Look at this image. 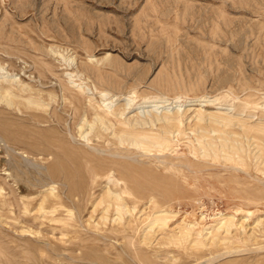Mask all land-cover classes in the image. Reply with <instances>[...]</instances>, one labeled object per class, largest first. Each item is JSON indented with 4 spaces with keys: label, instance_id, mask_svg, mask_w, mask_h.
Returning a JSON list of instances; mask_svg holds the SVG:
<instances>
[{
    "label": "rangeland",
    "instance_id": "rangeland-1",
    "mask_svg": "<svg viewBox=\"0 0 264 264\" xmlns=\"http://www.w3.org/2000/svg\"><path fill=\"white\" fill-rule=\"evenodd\" d=\"M0 101V264H264V0H0Z\"/></svg>",
    "mask_w": 264,
    "mask_h": 264
},
{
    "label": "bare ground",
    "instance_id": "bare-ground-1",
    "mask_svg": "<svg viewBox=\"0 0 264 264\" xmlns=\"http://www.w3.org/2000/svg\"><path fill=\"white\" fill-rule=\"evenodd\" d=\"M153 11V10H152ZM153 14V13H152ZM160 24V23H159ZM38 45V44H37ZM41 49H42V47H41ZM40 50V49H39ZM38 51V50H37ZM41 52H42V50H41ZM62 58V57H61ZM64 58V57H63ZM64 60V59H63ZM103 60V59H102ZM101 62V61H100ZM108 62H110V61H108ZM36 63V62H35ZM88 65H90V64H88ZM105 66V65H104ZM106 66H107V64H106ZM63 67V66H62ZM96 67V66H95ZM64 68V67H63ZM115 68V67H114ZM88 69V68H87ZM95 69V68H94ZM85 70V69H84ZM105 70V69H104ZM87 71V70H86ZM88 71H91V70H88ZM93 71V70H92ZM95 71H99L97 68H96V70ZM75 73V72H74ZM96 73V72H95ZM110 73V72H109ZM68 75H69V72L67 73ZM72 74V73H71ZM70 74V75H71ZM87 74V73H86ZM62 75V74H61ZM82 75V74H81ZM92 77H94V76H92ZM98 78V77H97ZM109 78V77H108ZM164 78V77H163ZM139 79V78H138ZM73 80V79H72ZM88 80V79H87ZM89 80H91V79H89ZM97 81V80H96ZM69 82V81H68ZM93 84V83H92ZM101 84H102V82H101ZM160 84V83H159ZM74 87H76L78 90L82 87H79V85H76V84H72ZM110 85V84H109ZM135 85V84H134ZM186 85V84H185ZM29 86V85H28ZM103 86H105V85H103ZM10 87V86H9ZM19 87V86H18ZM20 87H22V86H20ZM87 88V87H86ZM93 88V87H92ZM101 88V87H100ZM110 88H111V86H110ZM21 89H24L23 87L21 88ZM30 89V88H29ZM117 89V88H116ZM119 89V88H118ZM26 90V89H25ZM27 90H28V88H27ZM35 90V89H34ZM37 90V89H36ZM81 90H83V89H81ZM80 90V91H81ZM86 90V89H85ZM166 90V89H165ZM171 90V89H170ZM187 90V89H186ZM225 90V89H224ZM5 91V90H4ZM9 91V93H10V91L11 90H8ZM245 91H249V90H245ZM245 91H244V93H245ZM35 92H37V91H35ZM62 92V91H61ZM104 92V91H103ZM105 92H106V90H105ZM116 92H118V91H116ZM115 92V93H116ZM255 92V91H254ZM170 93V92H169ZM232 92L230 91V94H231ZM262 93V92H261ZM10 94H12V93H10ZM49 94H51V93H49ZM100 94H102V93H100ZM106 94V93H105ZM105 94H102L103 96H105ZM2 95H4V94H2ZM1 95V96H2ZM6 95V94H5ZM7 95H8V93H7ZM14 95V94H13ZM107 95H109V94H107ZM119 95V94H118ZM117 95V96H118ZM131 95V94H130ZM135 95V94H134ZM133 95V96H134ZM165 95H166V93H165ZM182 95V94H181ZM53 96V95H52ZM90 96V95H89ZM116 96V95H115ZM11 97V96H10ZM15 97V96H14ZM18 97V96H17ZM176 97H178V96H176ZM176 97H174V98H176ZM187 97V96H186ZM237 97V96H236ZM239 97V96H238ZM8 98V97H7ZM12 98V97H11ZM33 99H34V97H32ZM47 98H48V96H47ZM49 98H50V96H49ZM55 98H57V97H55ZM62 98V97H61ZM113 98V97H112ZM125 98V97H124ZM162 98V97H161ZM173 98V99H174ZM179 98V97H178ZM19 99V98H18ZM64 99V98H63ZM103 99H105V98H102V100ZM165 99V98H164ZM241 99V98H240ZM129 100V99H128ZM135 100V99H134ZM1 101H3V100H1ZM0 101V102H1ZM53 101V100H52ZM132 101V100H131ZM208 101V100H207ZM212 101V100H211ZM215 101V100H214ZM7 102V101H6ZM8 102H9V100H8ZM17 102H19V101H17ZM28 102H30V101H28ZM32 102V101H31ZM130 102V101H129ZM209 102V101H208ZM20 103V102H19ZM24 103V102H23ZM38 103V102H37ZM87 103H89V102H87ZM104 103V102H103ZM207 103V102H206ZM25 104V103H24ZM42 104V103H41ZM45 104V103H44ZM38 105V104H37ZM87 105V104H86ZM90 105V104H89ZM10 106V105H9ZM21 106V105H20ZM127 106V105H126ZM126 106H125V108H126ZM249 106V105H248ZM257 106V105H256ZM45 107V106H44ZM49 107V106H48ZM79 107H81V106H79ZM16 108H18V107H16ZM128 108V107H127ZM229 108V107H228ZM27 109V108H26ZM48 109V108H47ZM233 109V108H232ZM264 109V108H263ZM202 110V109H201ZM111 112V111H110ZM178 112V111H177ZM46 113V112H45ZM124 113V112H123ZM204 113H206V112H204ZM217 113V112H216ZM120 114V113H119ZM202 114L203 113H197V116H202ZM83 115V114H82ZM108 115V114H107ZM121 115V114H120ZM119 115V116H120ZM177 115V114H176ZM183 115V114H182ZM204 115V114H203ZM122 116V115H121ZM160 116V115H159ZM196 116V117H197ZM208 116H210V115H208ZM228 116V115H227ZM153 117H155V116H153ZM213 117H215V118H211V119H216V120H226V118L225 117H223L222 115H213ZM234 117H236V116H234ZM242 117V116H241ZM249 117V116H248ZM253 117V116H252ZM99 118V117H98ZM97 118V119H98ZM142 118V117H141ZM148 118V117H147ZM157 118V117H156ZM155 119V118H154ZM153 119V120H154ZM162 119V118H161ZM207 119H208V117H207ZM100 120V119H99ZM139 120V119H138ZM163 120V119H162ZM200 120V119H199ZM202 120V119H201ZM228 120V119H227ZM226 120V121H227ZM234 120H236L237 121V119H235L234 118ZM88 121V120H87ZM103 121V120H102ZM126 121V120H125ZM164 123L168 126V124H170L171 126L172 125H180L181 124V119L179 118V119H175V118H169V117H166V118H164ZM211 121V120H210ZM243 121V120H242ZM128 122V121H127ZM136 122H138L137 120H136ZM146 122V121H145ZM148 122V121H147ZM200 122V121H199ZM207 122V121H206ZM262 122V121H261ZM46 123H48V122H46ZM92 123H94V122H92ZM100 123V122H99ZM111 123H113V122H111ZM129 123V122H128ZM131 123H133V122H131ZM228 123H231V122H228ZM248 123V122H247ZM89 124H90V122H89ZM108 124V123H107ZM134 124V123H133ZM139 124H141V123H139ZM147 124V123H146ZM155 124V123H154ZM158 124V123H157ZM218 124V123H217ZM220 124V123H219ZM238 124H240V123H238ZM110 125V124H109ZM113 125V124H112ZM126 125V124H125ZM223 125V124H222ZM246 125H248V124H246ZM103 126V125H102ZM106 126V125H105ZM121 126V125H120ZM132 126V125H131ZM138 126V125H137ZM144 126V125H143ZM158 126V125H157ZM157 126H156V128H157ZM214 126H215V124H214ZM129 127V126H128ZM136 127V126H135ZM154 127V126H153ZM183 127V126H182ZM197 127V126H196ZM195 127V128H196ZM211 126H209V128H210ZM216 127V126H215ZM246 127V126H245ZM174 128V127H173ZM160 129V128H159ZM219 129V128H218ZM217 129V130H218ZM242 129H243V127H242ZM258 129V128H257ZM207 130V129H206ZM230 130V129H229ZM90 131V130H89ZM143 131V130H142ZM170 131V130H169ZM199 131V130H198ZM197 131V132H198ZM211 131V130H210ZM91 132V131H90ZM205 132V131H204ZM207 132V131H206ZM246 132V131H245ZM149 133V132H148ZM230 133V132H229ZM264 133V132H263ZM262 133V134H263ZM87 134V133H86ZM115 134V133H114ZM128 134V133H127ZM191 134V133H190ZM261 134V133H260ZM199 135H201V134H199ZM236 135H239V134H236ZM86 136V135H85ZM115 136V135H114ZM219 136V135H218ZM234 136V135H233ZM241 136V135H240ZM128 137H130V136H128ZM141 137V136H140ZM140 137H136V138H133L132 139V141H131V143H133V144H135V145H138V146H141L142 148H147L148 147V144H155V145H158L159 147H161V148H167L166 147V142L164 141V139H159V138H157V136H153V135H145L144 136V134H143V138L142 139H139ZM186 137V136H185ZM120 138V137H119ZM123 138H125L124 136H123ZM206 138V137H205ZM224 138H226V137H224ZM97 139V138H96ZM118 139V138H117ZM128 139V138H127ZM195 140V139H194ZM200 140V139H199ZM118 141H119V139H118ZM126 141V140H125ZM128 141V140H127ZM89 142V141H88ZM120 142V141H119ZM130 142V141H129ZM234 142V141H233ZM90 143V142H89ZM180 143V142H179ZM238 143V142H237ZM245 143V142H244ZM130 144V143H129ZM121 145V144H120ZM132 145V144H131ZM130 146V145H129ZM157 147V146H156ZM200 147H201V145H200ZM259 147V146H258ZM173 148V147H172ZM179 148V147H178ZM172 150V149H171ZM146 151V150H145ZM212 151V150H211ZM243 151V150H242ZM205 152V151H204ZM203 152V153H204ZM151 153H153V152H151ZM150 154V153H149ZM154 154V153H153ZM160 154V153H159ZM151 155V154H150ZM162 157H163V155H165V154H160ZM159 155V156H160ZM202 155V154H201ZM80 156V155H79ZM206 156V155H205ZM226 156V155H225ZM167 158V157H166ZM242 158V157H241ZM168 159V158H167ZM233 159V158H232ZM108 160V159H107ZM100 161V160H99ZM111 161V160H110ZM232 162H233V160H232ZM95 163V162H94ZM121 163V162H120ZM127 163V162H126ZM235 163V162H234ZM237 164V163H236ZM137 165H139V164H137ZM133 166H134V164H133ZM143 166V168H144V165H142ZM171 166V165H170ZM128 169V168H127ZM137 169V168H136ZM141 169V168H140ZM170 170V169H169ZM114 171V170H113ZM139 171V170H138ZM144 171H146V170H144ZM58 172V171H57ZM112 172V171H111ZM129 172V171H128ZM143 172V171H142ZM153 172V171H152ZM151 172V173H152ZM65 173V172H64ZM133 173V172H132ZM145 173V172H144ZM153 174V173H152ZM157 174H158V172H157ZM127 176H129V175H127ZM151 176H153V175H151ZM155 176V175H154ZM140 177V176H139ZM148 177V176H147ZM169 177V176H168ZM172 177V176H171ZM108 179V178H107ZM134 179V178H133ZM142 179V178H141ZM166 179V178H165ZM172 179V178H171ZM135 180V179H134ZM137 180V179H136ZM161 180V179H160ZM131 181V180H130ZM162 181V180H161ZM168 181V180H167ZM174 181V180H173ZM111 182V181H110ZM122 182V181H121ZM154 182V181H153ZM137 183V182H136ZM167 183V182H166ZM175 183V182H174ZM122 184H123V182H122ZM160 184V183H159ZM171 184V183H170ZM163 186V185H162ZM169 186V185H168ZM158 189V188H157ZM165 190H167V189H165ZM171 190V189H170ZM107 191H109V190H107ZM124 192H125V190H123ZM122 191V192H123ZM50 192V191H49ZM129 192V191H128ZM110 193V192H109ZM134 193V192H133ZM169 193H171V192H169ZM173 193V192H172ZM130 194V193H129ZM126 195H127V193H126ZM111 196V195H110ZM131 196V195H130ZM22 198H24V197H22ZM44 198V197H43ZM129 199V198H128ZM101 200V199H100ZM42 202V201H41ZM123 202V201H122ZM134 204V203H133ZM155 205V204H154ZM24 206V205H23ZM110 206V205H109ZM124 206V205H123ZM136 207V206H135ZM108 209V208H107ZM124 209V208H123ZM136 209V208H135ZM241 209V208H240ZM68 211V210H67ZM105 211V210H104ZM122 212V211H121ZM166 212V211H165ZM235 212V211H234ZM28 213V212H27ZM71 213V212H70ZM235 213H237V212H235ZM240 213V212H239ZM250 211H248L246 214L247 215H250ZM66 214V213H65ZM126 214V213H125ZM51 215V214H50ZM69 215V214H68ZM170 215V214H169ZM52 216V215H51ZM105 218V217H104ZM159 220V219H158ZM168 220V219H167ZM231 220V219H230ZM56 221V220H55ZM60 222V221H59ZM61 223V222H60ZM159 223V222H158ZM129 224V223H128ZM192 225V224H191ZM218 225L219 226H217V228L215 229V230H217V231H220L222 228H224V227H226V231L228 230V227H229V225H230V221H229V219L228 218H222V219H220L219 221H218ZM99 226V225H98ZM185 231V230H184ZM189 231V230H188ZM188 231H186V232H183L182 234H181V238L182 239H184V238H187L188 237ZM208 234H210V235H213L214 234V232L213 231H209L208 232ZM193 236V235H192ZM190 238V237H189ZM186 241V240H185ZM185 241H183V242H185ZM197 241V240H196ZM195 241V242H196ZM183 244V243H182ZM199 244H202L201 242H199ZM194 245H197L196 243L194 244ZM194 247H196V246H194ZM198 247V246H197ZM201 247H202V245H201Z\"/></svg>",
    "mask_w": 264,
    "mask_h": 264
}]
</instances>
